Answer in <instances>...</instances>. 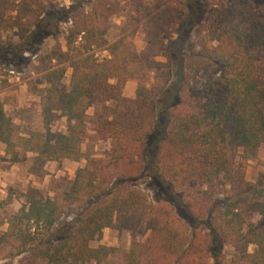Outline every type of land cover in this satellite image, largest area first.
I'll return each instance as SVG.
<instances>
[{"label": "trees", "instance_id": "16d2710c", "mask_svg": "<svg viewBox=\"0 0 264 264\" xmlns=\"http://www.w3.org/2000/svg\"><path fill=\"white\" fill-rule=\"evenodd\" d=\"M44 1L0 0V33L35 39L46 23ZM69 2L66 50L53 46L37 70L45 85L38 91L43 132L16 144L0 103V164L30 153L31 172L47 162L84 167L52 198L25 191L0 230V254L18 264H102L114 249L89 244L103 230L144 226L146 238L132 240L120 264H264V226L252 223L264 218V194L244 178L264 146V14L252 0L211 8L201 20L200 0H180V9L173 0ZM177 20L176 39L164 42ZM138 30L141 51L133 44ZM98 50L108 57L98 60ZM129 81L132 99L122 97ZM214 89L218 102L209 96ZM59 117L64 133L50 130ZM98 141L110 143L104 159L82 150ZM145 170L163 201L127 184ZM69 209L80 211L76 224L62 222Z\"/></svg>", "mask_w": 264, "mask_h": 264}, {"label": "rangeland", "instance_id": "374dc122", "mask_svg": "<svg viewBox=\"0 0 264 264\" xmlns=\"http://www.w3.org/2000/svg\"><path fill=\"white\" fill-rule=\"evenodd\" d=\"M177 9L181 8L180 0H173ZM237 0H200L201 20L209 9L216 8L222 10L230 3ZM254 9L258 14H264V0H252ZM71 4L69 0H48L43 2L44 15L40 22L44 23L43 31L35 39H25L28 34L22 36L17 31L0 33V103L7 117L12 121L15 129L14 140L19 144V139L25 137L27 132L42 133L43 124L41 116V99L39 90L45 87L40 69V62L53 46H58L65 51V35L69 29L70 15L67 14ZM49 17V20H45ZM119 18H112L111 24L119 25ZM180 22L177 20L171 25V33L163 40L166 43L176 39ZM113 36V35H112ZM112 38V37H111ZM112 40V39H110ZM133 44L137 51L144 47L143 34L138 30L134 36ZM95 57L102 60L108 57L106 51L98 50ZM9 71L20 73V80L17 82L8 74ZM70 69L62 79L61 86L68 88L70 79ZM135 83L127 82L122 90V97L132 99L135 92ZM213 101L221 100L218 89L209 92ZM93 109L87 110L91 115ZM52 132L64 133L66 130V119L59 117L50 124ZM19 149V148H17ZM4 147L0 145V157L4 158ZM83 152L96 158L104 159L110 151L109 141H98L93 144L83 146ZM7 159V158H6ZM18 162L8 166L7 162L0 164V230L6 231V220L24 204V193L28 188H33L44 196L52 198L57 192L66 191L72 183L77 169L84 167V161L70 162L58 161L47 162L41 171L31 172L33 164L32 154H22ZM6 161V160H5ZM155 161V160H153ZM155 163V162H154ZM7 167V168H6ZM244 178L247 182L260 188L264 194V146L260 147L255 159L249 161L244 168ZM131 187L145 192L148 199L163 201L164 195L151 182L149 170H145L135 179L128 181ZM79 210L69 209L62 218V222L76 224ZM252 223L255 226L263 227L264 218L254 216ZM147 236L144 226L139 227L133 232H116L109 229L102 231L99 241L89 244L91 248L105 246L114 249L107 262L102 264H120V255L127 251L132 240L142 242ZM203 244V243H202ZM253 250L252 246L247 249L248 253ZM224 254L232 256L230 246L222 248ZM18 257H10L7 253L0 254V264H18ZM94 264V263H88Z\"/></svg>", "mask_w": 264, "mask_h": 264}, {"label": "built area", "instance_id": "2783aa9c", "mask_svg": "<svg viewBox=\"0 0 264 264\" xmlns=\"http://www.w3.org/2000/svg\"><path fill=\"white\" fill-rule=\"evenodd\" d=\"M8 74L12 76L17 82L20 80L21 74L15 73L14 71H9Z\"/></svg>", "mask_w": 264, "mask_h": 264}]
</instances>
